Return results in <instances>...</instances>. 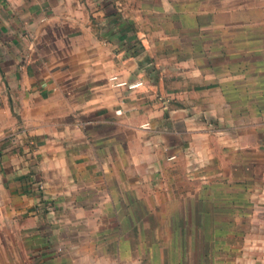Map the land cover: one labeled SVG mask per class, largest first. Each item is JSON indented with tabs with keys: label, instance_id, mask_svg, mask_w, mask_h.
I'll list each match as a JSON object with an SVG mask.
<instances>
[{
	"label": "crops",
	"instance_id": "crops-1",
	"mask_svg": "<svg viewBox=\"0 0 264 264\" xmlns=\"http://www.w3.org/2000/svg\"><path fill=\"white\" fill-rule=\"evenodd\" d=\"M224 197L264 264V0H0V231L73 249L114 198Z\"/></svg>",
	"mask_w": 264,
	"mask_h": 264
},
{
	"label": "rangeland",
	"instance_id": "rangeland-1",
	"mask_svg": "<svg viewBox=\"0 0 264 264\" xmlns=\"http://www.w3.org/2000/svg\"><path fill=\"white\" fill-rule=\"evenodd\" d=\"M25 131L19 127L9 139L21 146ZM33 142L27 141V145L34 151L37 148ZM34 184L46 209H52L54 200L46 196L45 180L35 179ZM218 199L221 200L206 201L205 214L181 215L170 214V211H180L183 200L160 199L158 207L154 208V199L114 198L112 203L109 201L115 206L113 211L106 213L104 210L103 214L88 216L82 221L95 229L75 232L79 243L73 249L60 245L32 246L0 231V264H93L87 257L90 251L99 255L116 254L135 261L134 264H262L257 261L261 259V251L248 243L257 232L251 230L256 220L245 213L247 205L237 207L236 200L229 197ZM188 205L196 211L199 202L188 200ZM148 210L159 213H147ZM135 212L140 213L136 216ZM199 226L203 229H196ZM90 242L96 246H91ZM71 254L78 258L77 261Z\"/></svg>",
	"mask_w": 264,
	"mask_h": 264
},
{
	"label": "built area",
	"instance_id": "built-area-1",
	"mask_svg": "<svg viewBox=\"0 0 264 264\" xmlns=\"http://www.w3.org/2000/svg\"><path fill=\"white\" fill-rule=\"evenodd\" d=\"M110 79L112 81H117L118 77L117 76H112V77H110ZM116 85H118V86H128L129 88H136V87L142 85V81H137V82H133V83H128L127 81H117ZM32 143L34 144L33 141H32ZM41 187H43V186L41 185Z\"/></svg>",
	"mask_w": 264,
	"mask_h": 264
}]
</instances>
